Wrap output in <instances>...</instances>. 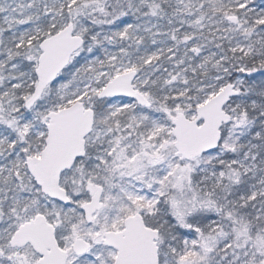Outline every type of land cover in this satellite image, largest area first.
I'll list each match as a JSON object with an SVG mask.
<instances>
[{"label": "snow or ice", "instance_id": "6c2138e0", "mask_svg": "<svg viewBox=\"0 0 264 264\" xmlns=\"http://www.w3.org/2000/svg\"><path fill=\"white\" fill-rule=\"evenodd\" d=\"M0 264H264V0H0Z\"/></svg>", "mask_w": 264, "mask_h": 264}]
</instances>
